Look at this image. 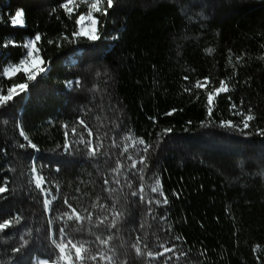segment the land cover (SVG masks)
Returning a JSON list of instances; mask_svg holds the SVG:
<instances>
[{
    "label": "trees",
    "instance_id": "trees-1",
    "mask_svg": "<svg viewBox=\"0 0 264 264\" xmlns=\"http://www.w3.org/2000/svg\"><path fill=\"white\" fill-rule=\"evenodd\" d=\"M63 3L0 0V91L28 83L0 106V264H60L57 244L75 264H264V0H113L96 41L73 38L85 9ZM36 34L46 71L5 76Z\"/></svg>",
    "mask_w": 264,
    "mask_h": 264
},
{
    "label": "snow or ice",
    "instance_id": "snow-or-ice-1",
    "mask_svg": "<svg viewBox=\"0 0 264 264\" xmlns=\"http://www.w3.org/2000/svg\"><path fill=\"white\" fill-rule=\"evenodd\" d=\"M73 3H74V0H65V3H63L62 7L66 10V12L71 14L73 9L71 7H69V5H71ZM103 3H104V0H92V3L89 5V14H88L89 15V23H90L91 26L88 28L87 31H85L83 27L79 28L76 32H74L72 34L73 38H76V37H79V36H84L89 41H96V40L100 39V36L98 34V31H97V27H96L97 24H98V20L92 17V13L95 12V13H102L103 15H107V9L113 7V0H107V8H103L102 7ZM22 17H23L22 10L21 11H17L16 14H15V17L11 21L12 25L13 26H17V25L23 26ZM84 18L85 17L82 14L78 18L77 23L79 24L81 21L84 20ZM40 40H41V35L40 34H36L34 36V38L30 39L28 41V43L25 45V47L28 49L26 58L22 59L17 64H14L11 67L7 68V70L5 72V75H9V74L14 75V74H16L19 71H23L25 73L26 80L27 81H32V80H34L36 78L37 75H39L40 73L46 71L45 67H43V64L45 62L39 57V54H38L39 50L36 48V44ZM49 43H52V41H49ZM209 52H211V50H209ZM237 59H239V57ZM185 79H187V77H185ZM207 82H208L207 78H205L204 83H199L198 82L196 86L197 87H204V86H206ZM27 88H28V83L25 82V83H20V84H13L7 90V94L6 95H4L2 93V91H0V106H3L8 101L13 100L14 96L20 95L21 93L25 92L27 90ZM227 90L228 89L226 88L224 82H221L219 88L214 89V92H209L208 93V95H207V105H208L209 116H211V113H212V110H213L212 105H213L214 94L218 95L220 92L227 91ZM236 107H237L236 104H232V108L233 109H235ZM249 112H251V109H249ZM168 114H171V113H168ZM252 119H254V117L251 114L247 115L246 118L242 121L243 127L241 128V130L247 129L249 127V123L248 122L251 121ZM77 122H78V124L82 125L85 128V130L88 133V136L91 137L92 136V130L90 128H88L87 124H85V122L82 119H78ZM64 127H65V136L67 137V135H68L67 125H65ZM221 127H239V126L232 124L231 121H227V122H223L222 121L221 122ZM165 131L166 132H170L171 129H167ZM260 131L264 132V129H262ZM72 133H73V135H75V133H76V129L75 128L72 129ZM20 134L22 136H24L25 140H28L27 135L24 134L22 129H21V133ZM80 142L85 144V147H86L87 152H88L89 155H95V147L93 146L92 141L90 139L88 141H84L83 139H81ZM29 143H30L31 147H33V148L36 147L34 144H31V142H29ZM139 143L141 145H143L142 151L145 154L144 156H141V158H140L141 163H143V161H144V159L146 157V154H147L149 148L151 147V145L146 144L143 140H140ZM68 146H70V145H68ZM20 147H24V145L22 144V145H20ZM133 167H135V164H133ZM116 182L118 183V181H116ZM37 183H39V181H37ZM104 183H105V185H107L108 184V180L105 179ZM7 190L8 189H7L6 185L0 186V194L6 192ZM151 191L153 193H160L161 195H163L162 192H161V189H160L158 181H157L156 185L151 188ZM142 193H143V189L141 188L140 189V199L141 200H143ZM132 195L135 196V195H137V193L133 192ZM152 203L159 204L160 201L159 200H155V201L149 200V201H147V204H149V205H151ZM163 203L167 204V198L166 197H163ZM65 204H67L68 207L71 208L72 214L75 216V218L77 220H80L81 217L76 213V209L73 208L70 204H68L67 200H65ZM73 215H69L68 219L69 220L72 219ZM115 215L118 217L119 213H116ZM88 218L91 219L90 216ZM17 219H18V217H17ZM105 219H107V218H105ZM101 223H103V221H101ZM10 224H11V220H6L4 223H0V229H4V228L8 227V226H10ZM111 226H115V220L111 221ZM50 232H51V230H50ZM59 235H60V239L63 240V238H64V229L63 228H61L59 230ZM109 239H111V237H109ZM176 239H179V237H177ZM53 242L55 243V239H53ZM69 243H71V242L69 241ZM100 243L101 244H106L107 240H101ZM56 246L59 249V252L61 253V258H63V254L65 253L66 246L64 244H57ZM258 247L259 246H257V248ZM72 248L75 250L76 258L78 260H80V261H83L84 257L81 255V252L82 251L86 252L87 249H83L82 246L81 247H77L75 244H72ZM15 251H20V249H15ZM135 251L137 253H140L141 249L139 247H135ZM169 251H173L174 252L175 249L174 248L164 247L163 251L160 252L158 255H163L164 253L169 252ZM149 255L151 256L152 254L149 253ZM69 259H71V257H69ZM89 259L95 260V259H97V257L90 256ZM100 259L103 260V259H105V257L103 255H101ZM107 259L111 260V257H107Z\"/></svg>",
    "mask_w": 264,
    "mask_h": 264
},
{
    "label": "rangeland",
    "instance_id": "rangeland-1",
    "mask_svg": "<svg viewBox=\"0 0 264 264\" xmlns=\"http://www.w3.org/2000/svg\"><path fill=\"white\" fill-rule=\"evenodd\" d=\"M92 3V0H74V3L73 4H71L72 6H75V7H81V8H84L85 9V13H84V20L83 21H81L80 23H79V28H81V27H83L84 28V30L85 31H87L88 30V28L91 26L90 25V23H89V5ZM70 6V5H69ZM102 7L103 8H106L107 7V0H104V3H103V5H102ZM100 13H95V12H93L92 13V17L93 18H95V19H97V16L99 15ZM22 19H23V26H19V25H17L16 27H24V25H25V22H24V16L22 17ZM98 20V19H97ZM97 30H98V24H97ZM30 40V39H29ZM28 40V41H29ZM28 41H27V43H28ZM36 48H37V44H36ZM38 49V48H37ZM27 51H28V49H27ZM38 54H39V57L41 58V56H40V53L38 52ZM27 56V55H26ZM42 59V58H41ZM7 70V69H6ZM6 70H5V72H6ZM5 72H4V74H5ZM24 73L23 71H19V72H17L16 74H14V75H12V74H9V75H5V76H7V77H9V78H11V77H14V76H16L18 73ZM212 133H207L206 135H205V138L208 140H210V138L212 139ZM128 184H129V188L130 189H134L135 190V192L137 191V186H138V184H137V182L135 181V180H133V179H129L128 180ZM137 194H140L139 192L137 193ZM133 235H129L128 237H126V239H125V241H126V244H127V246H129V249L130 250H132V251H134L133 252V255H132V257H133V259L134 260H136V261H138V262H141L142 263V261H143V257H144V238L142 237H139V235H136L135 234V237L133 236ZM156 238H157V236H156ZM159 240V239H158ZM160 240H161V238H160ZM139 247L140 249H141V251H140V253H137L136 251H135V247ZM60 264H75L71 259H69V257H67L66 256V254L64 253L63 254V258H62V260H61V263ZM167 264H177L176 262H172V263H167Z\"/></svg>",
    "mask_w": 264,
    "mask_h": 264
}]
</instances>
